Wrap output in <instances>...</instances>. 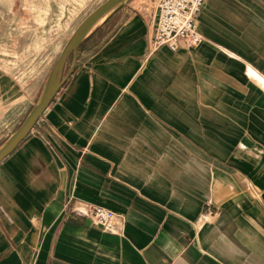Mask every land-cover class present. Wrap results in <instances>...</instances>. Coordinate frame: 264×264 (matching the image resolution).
Segmentation results:
<instances>
[{
  "label": "crops",
  "instance_id": "obj_1",
  "mask_svg": "<svg viewBox=\"0 0 264 264\" xmlns=\"http://www.w3.org/2000/svg\"><path fill=\"white\" fill-rule=\"evenodd\" d=\"M160 2L97 22L0 162V264H264V0H207L202 44L151 52Z\"/></svg>",
  "mask_w": 264,
  "mask_h": 264
},
{
  "label": "rangeland",
  "instance_id": "obj_2",
  "mask_svg": "<svg viewBox=\"0 0 264 264\" xmlns=\"http://www.w3.org/2000/svg\"><path fill=\"white\" fill-rule=\"evenodd\" d=\"M106 1L0 0V67L8 95L0 103V147L26 118L20 120L11 96L42 77L79 24Z\"/></svg>",
  "mask_w": 264,
  "mask_h": 264
},
{
  "label": "built area",
  "instance_id": "obj_3",
  "mask_svg": "<svg viewBox=\"0 0 264 264\" xmlns=\"http://www.w3.org/2000/svg\"><path fill=\"white\" fill-rule=\"evenodd\" d=\"M207 0H161L156 31L151 41V52L162 46L176 52L181 47L196 48L206 39L199 29V17ZM95 224L109 230L115 213L101 206H91Z\"/></svg>",
  "mask_w": 264,
  "mask_h": 264
},
{
  "label": "water",
  "instance_id": "obj_4",
  "mask_svg": "<svg viewBox=\"0 0 264 264\" xmlns=\"http://www.w3.org/2000/svg\"><path fill=\"white\" fill-rule=\"evenodd\" d=\"M129 0H107L95 9L74 31L69 41L66 43L59 58L53 65L42 92L26 116L20 127L9 137V139L0 147V162L4 160L9 154H11L17 146L30 134L35 127L36 123L46 111L48 106L52 103L53 99L63 87L64 71L68 59L71 55L74 56L76 61L78 56V48L84 38L88 35L91 29L99 22L103 17L124 5Z\"/></svg>",
  "mask_w": 264,
  "mask_h": 264
}]
</instances>
